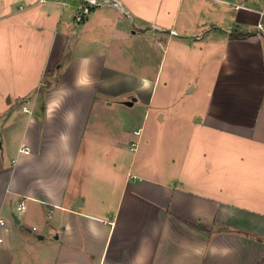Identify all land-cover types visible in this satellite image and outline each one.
Returning a JSON list of instances; mask_svg holds the SVG:
<instances>
[{
  "label": "crops",
  "instance_id": "1",
  "mask_svg": "<svg viewBox=\"0 0 264 264\" xmlns=\"http://www.w3.org/2000/svg\"><path fill=\"white\" fill-rule=\"evenodd\" d=\"M96 1L0 0V264H264V0Z\"/></svg>",
  "mask_w": 264,
  "mask_h": 264
},
{
  "label": "built area",
  "instance_id": "2",
  "mask_svg": "<svg viewBox=\"0 0 264 264\" xmlns=\"http://www.w3.org/2000/svg\"><path fill=\"white\" fill-rule=\"evenodd\" d=\"M42 2H46L47 0H41ZM86 3H87V5L83 8V10H82V14L83 15H87L89 12H90V8L91 7H94V6H97V5H99V3L96 1V0H84ZM77 21L78 22H81L82 21V16H79L78 18H77ZM259 29L264 33V27L260 24L259 25ZM171 34H174V32H171ZM23 110L24 111H27L28 109H27V107L25 106L24 108H23ZM137 144L138 143H132V149L133 150H136V148H137ZM19 209L20 210H24L25 209V205H24V203H20V205H19Z\"/></svg>",
  "mask_w": 264,
  "mask_h": 264
},
{
  "label": "rangeland",
  "instance_id": "3",
  "mask_svg": "<svg viewBox=\"0 0 264 264\" xmlns=\"http://www.w3.org/2000/svg\"><path fill=\"white\" fill-rule=\"evenodd\" d=\"M159 94V92H158ZM180 94V93H179ZM186 97V96H185ZM158 98V97H157ZM152 124H157V119L155 118V114H152L151 119L148 121L146 126V131L148 132L152 126Z\"/></svg>",
  "mask_w": 264,
  "mask_h": 264
}]
</instances>
